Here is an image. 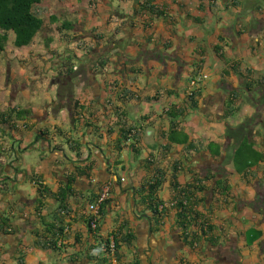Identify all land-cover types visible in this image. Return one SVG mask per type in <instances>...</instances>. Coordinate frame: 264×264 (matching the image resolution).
I'll return each instance as SVG.
<instances>
[{
	"label": "crops",
	"instance_id": "1",
	"mask_svg": "<svg viewBox=\"0 0 264 264\" xmlns=\"http://www.w3.org/2000/svg\"><path fill=\"white\" fill-rule=\"evenodd\" d=\"M39 7L52 9L43 13L46 29L34 41L42 44L38 56L44 62L28 74L21 61L34 43L20 49V61L13 66L11 61V76L0 88L1 110L32 112L31 121L18 122L14 132L6 127L0 136L5 151L0 155V213L11 220L9 231H0V264L20 259L25 264H98L89 258L98 242L85 218L106 184L112 185V195L100 234L118 236V264H264V161L244 175L230 163L226 196L196 193V201L203 202L197 211L213 231L194 246L178 223L172 187L178 162L183 186L218 173L234 152L228 128L246 121H255L252 142L264 155L262 95L249 93V81L239 75L249 72L264 81V0H44ZM66 22L73 30L65 34L81 40L82 50L63 40L59 29ZM70 53L82 60L109 59L102 72L90 71L73 82L72 98L83 107V117L75 120L70 104H59L62 82L57 79L61 56ZM200 75L207 80L192 108L189 84ZM174 107L186 110L176 123L189 140L167 150ZM128 128L137 130V138L124 142L120 151L122 131ZM31 154L34 162H29ZM157 171L165 175L159 231L142 200V189ZM70 179L73 195L62 205L57 194ZM127 237L130 244L123 241Z\"/></svg>",
	"mask_w": 264,
	"mask_h": 264
},
{
	"label": "trees",
	"instance_id": "2",
	"mask_svg": "<svg viewBox=\"0 0 264 264\" xmlns=\"http://www.w3.org/2000/svg\"><path fill=\"white\" fill-rule=\"evenodd\" d=\"M43 2L44 0H0V56L6 52L11 35H14V48L20 50L33 45L37 36L46 29L43 10L39 7ZM57 21V19H53V22ZM72 30L73 24L66 22L63 23L62 27L59 29V33L62 34L64 41L69 43L76 42L78 44L77 49L82 50L83 47L81 40L65 34V32H71ZM108 62L109 59L107 57H101L97 61H92L91 59L82 60L74 53H70L64 57L61 56V64L58 68L57 75V79L62 82L59 88V104L61 108H64V106H62L63 104H70V111L72 112L73 120H75L76 117H83L81 114L83 107L80 106V103L77 100L72 98L73 82L80 79H86L87 74L90 71L93 72V74H96L97 71L102 72L107 67ZM76 68L77 70H75ZM239 75L243 77V79L249 81L246 84L248 92L251 94L256 91L261 93V101L264 102V81H255L251 78L252 74L249 72L240 73ZM253 86H255V88ZM199 95L200 93L197 95L195 93L192 99V108L197 107L194 99L195 96ZM185 115V109L176 107L169 112V116L173 122L167 137L169 144L165 149L169 150L174 144L185 145L188 143V136L179 128V124L176 123L177 120H180V118H183ZM31 120V110L19 107H10L6 110L0 109V136L6 135V127H8L10 132H14L18 130V122L23 121L28 123ZM254 122L255 121H246L236 128H228L226 136L229 142H235L233 148L234 152L233 155L230 156L229 161L227 160L224 162L218 173H210L203 179H196L194 183L183 186L177 177L181 171L180 162L173 167L174 174L172 176V187L176 194V197L173 200V206H175L178 211V223L184 230L185 240H188L191 245L194 246L195 244L201 243L203 239L207 240V237L210 236L213 231L210 222L205 216L197 211V206L202 201H196V193L212 190L214 193L226 196L231 188L228 181L230 173L226 170V167L230 163L233 164L234 169L238 174L244 175L248 174L253 167L264 161V155L254 148V143L252 142V126ZM26 126H28V124ZM4 127L6 130L3 129ZM136 133L137 130L133 128L123 129L122 139L118 143V149L120 151L122 150V144L124 142L127 143L131 139L136 140ZM134 151L136 150L134 149ZM4 152L3 147L0 145V155ZM156 175L154 181L147 182L148 187L142 189L144 195L142 200L143 203L148 205L149 210L153 214L152 221L155 230L159 231L161 227H163L165 217V205L159 198V191L165 183V175L163 171H157ZM206 183H211L212 187L207 189L205 186ZM40 186L42 187V185ZM0 191H2L1 187ZM40 191H43L42 193H45L46 195L49 194V191H46V189H40ZM69 195H73L72 179H70L69 183L65 185V188L57 194V199L62 205H64L66 204ZM93 200L95 201L96 199ZM107 204L108 201L100 206L99 214L97 216L89 214L85 218L88 231L98 242L97 246L91 249L92 255L89 256V258L98 264H114V259L117 261L119 260L118 250L120 249L121 241L118 236L111 234L103 237L100 234L101 218L105 213V206ZM10 228V218L7 217L5 213H0V231L7 233ZM55 231L56 233L58 232L60 236L65 235V230L62 228H56ZM198 231L200 234L197 233ZM48 232L52 234L53 231L48 229ZM123 241L130 244L132 239L131 237H127ZM112 243L115 245L114 255L111 251ZM54 246L57 248V244H54ZM39 247L46 249L51 248L50 245L47 247L42 244H40ZM19 264H25L24 260L20 259Z\"/></svg>",
	"mask_w": 264,
	"mask_h": 264
},
{
	"label": "rangeland",
	"instance_id": "3",
	"mask_svg": "<svg viewBox=\"0 0 264 264\" xmlns=\"http://www.w3.org/2000/svg\"><path fill=\"white\" fill-rule=\"evenodd\" d=\"M47 8V7H46ZM43 10V8H41ZM48 10H52L50 8H47ZM48 10H43V13H48ZM45 17H49L47 16L46 14H44ZM13 41H14V35H11V38H10V42H9V45H8V49L6 50L5 53H3V55L0 56V88L1 87H4V82L8 81V78L9 76H11V67L13 66V63L15 62H18L19 60V57L21 56V53L22 51L20 50H16L13 46ZM41 42H35L34 43V47H33V50L30 51L29 54H26V56L24 57L26 60H22L21 63H23V65L26 66L27 68V71H28V74H30L31 72L33 73L35 69H38L39 66H37L38 64V61L39 62H44V57L42 55L38 56L39 55V47L41 46ZM34 54V56H33ZM38 58L37 62L35 60H33V58ZM11 61H12V66H11ZM20 61V60H19ZM25 61V62H24ZM53 60L51 58L48 59L47 63L49 64V66L53 69V66H54V63L52 62ZM46 62V61H45ZM53 63V64H52ZM30 67H32L33 70L30 69ZM52 69H49L46 73H44V75L48 74L49 71H51ZM45 80H49V78H44ZM3 83V84H2ZM27 84V83H26ZM11 86V84L9 85ZM13 87H16V85H12ZM24 86V85H21L19 87V89ZM30 85L27 84L26 87H29ZM1 90L0 89V93H1ZM8 100H10V98L8 97ZM7 100L6 103H8L9 101ZM15 101V99H13ZM23 106H27L26 104H23ZM35 155V154H34ZM34 157V156H33ZM30 161H35L34 158H32V154H31V159H29V162ZM31 190V188H29ZM29 190V192H30ZM44 257L45 255L43 253H39L38 254V258L39 260H44Z\"/></svg>",
	"mask_w": 264,
	"mask_h": 264
},
{
	"label": "built area",
	"instance_id": "4",
	"mask_svg": "<svg viewBox=\"0 0 264 264\" xmlns=\"http://www.w3.org/2000/svg\"><path fill=\"white\" fill-rule=\"evenodd\" d=\"M77 70V68H76ZM207 80V77L204 75H200L197 78H194L190 81L189 87H190V92H189V97H193L197 91L202 85L204 81ZM125 181V180H123ZM93 182H96L95 180ZM112 195V185L111 184H106L101 188L100 193L96 197V200L92 203L89 204L88 206V213L97 216L99 214V209L100 206L106 203L111 199ZM111 251L114 255L115 253V245L112 243L111 245ZM114 264H118L117 260L114 259L113 261Z\"/></svg>",
	"mask_w": 264,
	"mask_h": 264
},
{
	"label": "clouds",
	"instance_id": "5",
	"mask_svg": "<svg viewBox=\"0 0 264 264\" xmlns=\"http://www.w3.org/2000/svg\"><path fill=\"white\" fill-rule=\"evenodd\" d=\"M76 70V69H75Z\"/></svg>",
	"mask_w": 264,
	"mask_h": 264
}]
</instances>
